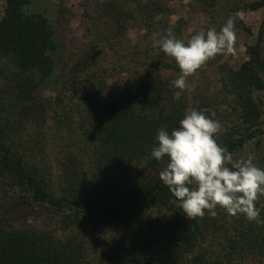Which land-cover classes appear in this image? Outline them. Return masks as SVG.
Segmentation results:
<instances>
[{
    "label": "trees",
    "instance_id": "16d2710c",
    "mask_svg": "<svg viewBox=\"0 0 264 264\" xmlns=\"http://www.w3.org/2000/svg\"><path fill=\"white\" fill-rule=\"evenodd\" d=\"M39 1L5 0L0 16V264H264V225L219 207L216 217L205 210L188 219L159 178L168 158L150 155L157 130L171 131L196 108L223 125L218 144L264 168V23L245 46L246 60L234 68L217 54L188 78L198 74L206 87L187 92L172 85L180 74L174 59L152 43L184 0H130L128 9L126 0L108 2L102 15L111 34H94L58 78L63 44L54 22L29 10ZM191 2L209 18L200 30L264 7V0ZM242 22L235 19L236 34L253 35ZM133 24L146 30V43L111 63ZM115 73L126 76L120 97L104 101ZM53 81L58 88L47 97ZM25 205L26 215L1 226Z\"/></svg>",
    "mask_w": 264,
    "mask_h": 264
},
{
    "label": "clouds",
    "instance_id": "9594fccd",
    "mask_svg": "<svg viewBox=\"0 0 264 264\" xmlns=\"http://www.w3.org/2000/svg\"><path fill=\"white\" fill-rule=\"evenodd\" d=\"M236 17L244 19L243 13L237 12L219 30L202 29L187 42L178 39L171 30L152 34L153 47L173 58L180 70L179 77L172 81L173 87L184 90L188 78L217 54L235 52ZM154 19L159 20V16ZM223 131L218 120L196 108L187 110L179 126L171 131L161 126L155 138L157 144L150 153L156 161L168 158L159 178L190 220L203 218L205 210L216 217L219 207L231 216L243 215L249 222L264 225L261 219L264 205L257 207L264 197V168L257 166L254 155L234 158L226 147L218 144L217 136Z\"/></svg>",
    "mask_w": 264,
    "mask_h": 264
},
{
    "label": "rangeland",
    "instance_id": "374dc122",
    "mask_svg": "<svg viewBox=\"0 0 264 264\" xmlns=\"http://www.w3.org/2000/svg\"><path fill=\"white\" fill-rule=\"evenodd\" d=\"M121 2L123 0H40L35 4V8L31 6L29 10H40L46 16H48L54 24L57 26L58 33L57 38L63 44L62 60L58 64L54 77L58 78L63 70V63L71 66L80 51L88 44V42L95 36L94 34L110 35L112 32L113 23L110 18L102 15L103 7L108 2ZM127 4L124 9H128L133 3L130 0H126ZM124 5V3H123ZM174 13L167 18L165 28L171 30L174 35L181 40L186 41L187 37L196 30H200L208 22V17L199 11L196 4L188 3L182 6L176 2ZM119 7V6H118ZM119 7V9H123ZM5 8V0H0V16ZM244 19L242 25L250 28L253 35H249L246 31L239 28L236 34L237 39L234 45V53H223V60L227 61L232 67L237 68L244 60L247 59L245 53L246 44L250 43L253 36L257 33L259 26L264 23V7L251 10L247 9L242 12ZM232 14H224L222 20L226 21ZM235 17V15H233ZM235 19H239L236 17ZM224 24V23H223ZM88 27L92 29V32L88 31ZM160 32V30L158 31ZM146 33L145 29L139 28L135 24L130 26L126 31L125 39H122L121 43L116 44V48L119 54L114 57H110L111 63H118L124 61L123 55L136 48L143 47L146 40L143 34ZM199 75L196 74L193 80H188V91L197 89H203L206 85L198 81ZM126 80L125 74L115 73L114 76L108 78V88L103 96L104 101L110 99H118L120 97L118 87ZM55 81H58L56 79ZM59 82V81H58ZM57 82V84H58ZM58 86V85H57ZM54 81L50 83L44 90V95L47 97L53 95L57 87ZM217 86L210 85L209 90L214 91ZM253 147V145L251 146ZM250 146H247L246 150L240 153V156H244ZM29 206H22L14 211L7 212L1 221V226H4L11 217L24 216L28 213ZM164 213L166 211H163ZM161 213V212H160ZM154 214H151L153 216Z\"/></svg>",
    "mask_w": 264,
    "mask_h": 264
}]
</instances>
